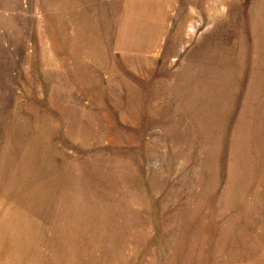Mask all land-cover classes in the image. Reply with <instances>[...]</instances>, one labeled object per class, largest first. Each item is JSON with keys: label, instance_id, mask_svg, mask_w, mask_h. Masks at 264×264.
I'll use <instances>...</instances> for the list:
<instances>
[{"label": "rangeland", "instance_id": "rangeland-1", "mask_svg": "<svg viewBox=\"0 0 264 264\" xmlns=\"http://www.w3.org/2000/svg\"><path fill=\"white\" fill-rule=\"evenodd\" d=\"M0 264H264V0H0Z\"/></svg>", "mask_w": 264, "mask_h": 264}]
</instances>
